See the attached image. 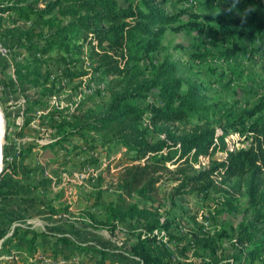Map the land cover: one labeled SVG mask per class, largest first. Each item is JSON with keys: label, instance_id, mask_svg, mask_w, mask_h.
Masks as SVG:
<instances>
[{"label": "trees", "instance_id": "1", "mask_svg": "<svg viewBox=\"0 0 264 264\" xmlns=\"http://www.w3.org/2000/svg\"><path fill=\"white\" fill-rule=\"evenodd\" d=\"M19 1L0 0V12H15L21 19L43 22L50 28L46 34L39 33L34 41L18 38L34 58L37 56L39 59L40 55L47 54L52 48L67 53L84 44L92 47L97 38L101 50L93 52L91 48L90 53L95 70L108 73L110 67L121 66L126 74L122 88L102 102L99 111L87 109L83 118L74 122L62 119L45 129L55 137L47 147L55 154L54 159L60 166L66 165L68 154L75 153L76 156L89 150L98 155L109 154L123 146L127 152L136 154L158 152L168 144L160 137L162 130L156 127L157 124L169 122L184 125L194 118L201 120L203 116L208 120L210 107L200 94V85L189 76H175L173 70L178 63L170 58L168 52L159 56L162 50L167 49L164 43L167 31L185 29L193 33L192 50L188 55L193 60H200V63L208 56L224 62L248 58L251 52L242 53L244 48L240 42L247 34L257 38L255 48L264 53V19L254 32L253 29L245 30L250 22L243 15L221 13L215 17L204 16L190 6H182L178 12L168 14L157 5L142 7L135 0H37L38 4H44L43 7L21 4ZM149 1L152 3L154 0ZM64 4L70 6L71 13L60 8ZM68 14H71L69 18ZM78 40L81 43H77ZM208 44L214 46L208 47ZM177 48L185 47L178 44ZM149 57L152 62L146 64L145 60ZM142 61L145 65L138 66V62ZM16 74L20 82L28 76L22 75L21 71L18 73V70ZM221 74L226 75V71L219 73V76ZM52 89L53 84L45 86L39 98H27L26 111L44 108L50 102ZM148 99L153 101L143 106L136 104V100ZM145 113H149V122L154 129L147 126L139 128L128 123V120L137 122ZM55 115L56 111L50 113L51 121H55ZM29 119L31 116L26 122ZM216 122L217 127L208 124L201 131L181 135L174 144L182 149H194L196 154L202 155L220 150L225 152V159L195 174L186 175L176 191L208 181L197 190L200 192L209 187L210 177L218 172L230 178L247 175L246 198L249 207L246 212L251 210V214L237 224L234 238L228 236L224 229L214 233L203 227L199 230H182L176 223L173 211L175 203L164 209L160 203L155 205L147 184L133 187L138 182L136 174L126 176L118 185L134 190L137 199L122 208L118 203L120 193L107 202H103L99 198L100 193H96L93 205L100 209L101 222L98 226L94 224V227L105 228L115 235L122 233L129 238L128 255L138 264H217L215 259L219 255L222 257L220 264H264V188L261 186L264 183V94L251 103L234 104ZM230 130L245 132L243 143L236 150L230 144L226 148L225 137ZM32 147L29 144L25 150ZM58 150H63L61 160L57 157ZM98 162V157L92 154L85 155L79 161L83 165ZM6 163L9 167L7 160ZM30 170L37 177L33 188L42 191L36 195V199L50 214H55L53 201L61 196V192L53 198L49 197L50 179L43 175V166L37 164ZM94 214L92 218L96 217ZM90 224L93 226V223ZM18 229L22 234L30 235L29 240L24 239L27 242L25 247L17 242V231L6 239L3 246L11 245L14 250H24L31 257L41 249L44 255L50 257L49 262L42 259L31 264H60V257L63 261H72L69 259L74 253L79 255L81 263L88 260L92 264H107L110 256H116L104 245L67 235H54L57 243L64 244L65 248L39 245V237L52 234ZM223 237L231 238L228 248L224 247ZM169 244L173 245L169 247ZM11 248L9 246L4 250L8 253Z\"/></svg>", "mask_w": 264, "mask_h": 264}, {"label": "rangeland", "instance_id": "2", "mask_svg": "<svg viewBox=\"0 0 264 264\" xmlns=\"http://www.w3.org/2000/svg\"><path fill=\"white\" fill-rule=\"evenodd\" d=\"M135 1L142 7L157 5L168 14L178 12L182 6H190L204 16L215 17L221 13L243 15L250 22L245 28L246 31L253 29L256 32L260 21L264 19V0H152V3L149 0ZM19 3L34 7L44 6L38 4L37 0H20ZM60 8L66 13H71L72 10L67 4L61 5ZM70 16L71 14L67 15L68 18ZM32 20L21 19L15 12H0V107L4 112V105H7L5 99H11L10 93L13 88L17 87L24 100L27 98L31 100L41 96L42 88L53 84L50 102L44 108L31 112L39 118L41 134V130H48L50 125H55L62 119L74 122L83 118L87 109L99 111L101 103L122 88L126 74L121 70V66L110 67L108 73L95 70V62L90 53L91 48L93 52L101 50L97 38L94 39L92 47L84 44L81 48L72 49L67 53L52 48L47 54L40 55L39 59L37 56L34 58L25 50L18 38L34 41L39 33L46 34L50 28L46 23ZM193 35L185 29L177 32L167 31L164 39L167 49L162 50L159 56L162 57L168 52L170 58L178 63L173 70L175 76H189L200 85V94L210 107L208 120L203 116L201 120L194 118L191 123L184 125L169 122L157 124L156 127L162 130L160 137L168 144L158 152L136 154L132 151L127 152L123 146L115 148L109 154L98 155L89 150L76 156L75 153L68 154L66 165L59 166L55 163L49 168L50 171L56 172L52 179L60 181L58 185L61 188L56 186L55 193L61 191L63 194L54 203L56 215L62 219V223L57 220V231L68 233L71 238L77 240L104 245L124 264H138L135 259L127 256L129 238L122 233L115 235L105 228L94 227V224L100 225L101 212L93 203L96 193H100L99 198L103 202L115 199L120 193L118 203L122 208L135 201L137 197L134 190L130 191L118 185L126 176L136 174L138 182L133 187L147 184L150 195L155 199V205L160 203L164 209L170 207L172 202L175 203L173 211L177 218L176 223L182 230H199L203 227L214 233L224 229L228 236L234 238L237 224L243 217L251 214V210L246 212L249 207L246 198L247 175L230 178L218 172L210 177L209 187L200 192L197 190L208 181L194 183L176 191V187L186 175L195 174L214 163H221L226 156L225 152L220 150L208 155L196 154L194 149H182L178 144H174L177 139L181 135L201 131L208 124L217 127L218 118L234 104L240 106L245 102L251 103L264 94V53L255 48L257 46L255 36L247 34L240 41L244 48L242 53L251 52L248 58L224 62L208 56L200 63V60H193L188 55L192 50ZM80 41L77 43H81ZM178 44L184 45L185 48H177ZM213 46L208 44V47ZM150 62L152 58H146L145 63ZM143 65H145L143 61L138 62V66ZM17 70L18 73L21 71L22 75H28L21 82L17 79ZM222 71H226V75L219 76ZM151 101L153 100H136V104L143 106ZM54 111L55 121H51L50 113ZM149 119V113H145L137 122L128 120V123H133L139 128L147 126L152 130L154 126ZM6 132L5 126L4 133ZM244 136L245 132L230 130L225 137L226 148L230 144L234 150L238 149L243 143ZM91 154L98 157L97 164L79 163L85 155ZM61 155L63 156V150ZM6 160L9 161L8 157L4 156L3 143L1 153L3 171L8 168ZM261 186L264 188V183ZM92 214L96 217L92 218ZM90 223H93V226ZM31 224L33 222H30ZM60 226L62 228H59ZM228 238L223 237L224 247L227 248L231 239ZM171 245L173 244L168 246ZM18 254L16 262L6 259L1 260L0 264H31L35 261L28 253ZM221 260V255L215 259L217 264H220ZM62 262L80 264L76 257L72 261L62 259Z\"/></svg>", "mask_w": 264, "mask_h": 264}, {"label": "crops", "instance_id": "3", "mask_svg": "<svg viewBox=\"0 0 264 264\" xmlns=\"http://www.w3.org/2000/svg\"><path fill=\"white\" fill-rule=\"evenodd\" d=\"M10 95L11 99H5L7 100V107L5 113L3 112L7 128L4 147L6 157L9 160V167L0 175V261L7 259L16 262V258L19 257L18 253L26 254L25 251H17L11 248V245L3 246V244L6 239L12 236L14 231H17L19 233L17 242L22 247H25L27 242H24V239L29 240L30 235L22 234L18 228H27L38 232L44 231L52 234L50 236L42 235L37 242L39 245L52 246L54 248L66 247L64 244L57 243L54 235H67L68 237H71V235L57 231L56 223H58L57 220L62 223L61 217L56 215V213L50 214L36 199V195L42 191L39 188H33L37 177L30 170L37 164L43 166V175L50 179L49 197L53 198L57 195L54 190L56 186L61 188L58 185L60 181L52 179L53 174L56 172L54 170L50 171L49 168L51 165L54 166L55 163L60 166V163L54 159L55 154L50 152L47 147L55 137L44 131V129L41 130L40 134L39 118L35 113L31 114L32 111H26V101L21 97L22 94L17 90V87L12 89ZM30 116L31 119L26 122ZM29 144H32L33 147L26 151L25 149ZM61 151H57L58 159ZM62 195L61 192L60 197ZM54 203L55 200L53 205ZM30 222H33L34 225H30ZM59 228H62V226ZM9 246L11 249L7 253L4 249L9 248ZM46 249L50 251L48 247ZM42 252L41 249H38L32 257L37 261L45 259L49 262L50 257ZM127 256L131 258L129 255ZM75 257L79 259V255L74 253L69 260ZM59 259L61 264L63 258L60 257ZM106 262L107 264H124L116 256H110ZM80 264L92 263L87 260L80 262Z\"/></svg>", "mask_w": 264, "mask_h": 264}, {"label": "water", "instance_id": "4", "mask_svg": "<svg viewBox=\"0 0 264 264\" xmlns=\"http://www.w3.org/2000/svg\"><path fill=\"white\" fill-rule=\"evenodd\" d=\"M4 129H5V118H4V114L0 107V175L3 172V169L1 167V153L3 150V143L5 139Z\"/></svg>", "mask_w": 264, "mask_h": 264}, {"label": "built area", "instance_id": "5", "mask_svg": "<svg viewBox=\"0 0 264 264\" xmlns=\"http://www.w3.org/2000/svg\"><path fill=\"white\" fill-rule=\"evenodd\" d=\"M74 264H77L76 262Z\"/></svg>", "mask_w": 264, "mask_h": 264}]
</instances>
